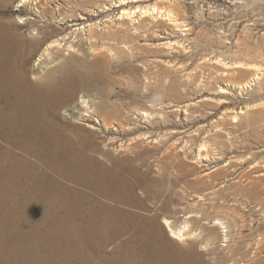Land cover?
Wrapping results in <instances>:
<instances>
[{
    "label": "rangeland",
    "instance_id": "obj_1",
    "mask_svg": "<svg viewBox=\"0 0 264 264\" xmlns=\"http://www.w3.org/2000/svg\"><path fill=\"white\" fill-rule=\"evenodd\" d=\"M0 264H264V0H0Z\"/></svg>",
    "mask_w": 264,
    "mask_h": 264
},
{
    "label": "bare ground",
    "instance_id": "obj_2",
    "mask_svg": "<svg viewBox=\"0 0 264 264\" xmlns=\"http://www.w3.org/2000/svg\"><path fill=\"white\" fill-rule=\"evenodd\" d=\"M131 12L128 11V10H122L121 13H120V17H127V18H130L131 17ZM185 228H186V225L184 224L182 227H179V228H176L174 230H172V233L174 235H178L179 237H182L183 233L181 232H184L185 231Z\"/></svg>",
    "mask_w": 264,
    "mask_h": 264
}]
</instances>
